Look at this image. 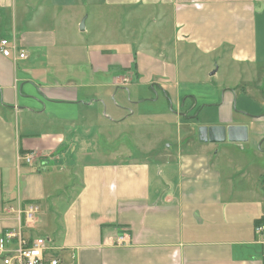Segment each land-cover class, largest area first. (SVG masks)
Here are the masks:
<instances>
[{
  "label": "crops",
  "instance_id": "crops-1",
  "mask_svg": "<svg viewBox=\"0 0 264 264\" xmlns=\"http://www.w3.org/2000/svg\"><path fill=\"white\" fill-rule=\"evenodd\" d=\"M1 40L0 235L35 203L66 262L264 264V0H0Z\"/></svg>",
  "mask_w": 264,
  "mask_h": 264
},
{
  "label": "built area",
  "instance_id": "built-area-1",
  "mask_svg": "<svg viewBox=\"0 0 264 264\" xmlns=\"http://www.w3.org/2000/svg\"><path fill=\"white\" fill-rule=\"evenodd\" d=\"M13 48L14 46H11L8 40L0 41V51L3 56L11 57ZM19 57L24 59L26 55L21 53ZM35 159L36 156L33 153L19 157V161L26 164H32ZM16 212L19 216V227L0 235V264H79L75 256L71 263L62 259L59 255L60 249L50 238L33 237L26 234L27 226L33 224L41 212L38 204H26ZM255 231L258 242L264 246V224L258 225ZM125 243V237L118 238V245Z\"/></svg>",
  "mask_w": 264,
  "mask_h": 264
},
{
  "label": "water",
  "instance_id": "water-1",
  "mask_svg": "<svg viewBox=\"0 0 264 264\" xmlns=\"http://www.w3.org/2000/svg\"><path fill=\"white\" fill-rule=\"evenodd\" d=\"M81 30H84V24L81 25ZM248 138L249 130L246 126L201 127L198 130V139L201 143H246Z\"/></svg>",
  "mask_w": 264,
  "mask_h": 264
},
{
  "label": "rangeland",
  "instance_id": "rangeland-1",
  "mask_svg": "<svg viewBox=\"0 0 264 264\" xmlns=\"http://www.w3.org/2000/svg\"><path fill=\"white\" fill-rule=\"evenodd\" d=\"M90 70V69H89ZM88 71L86 70V73H87ZM156 95V94H155ZM154 95V96H155ZM156 97V96H155ZM146 111L147 110H141V112H138V114H137V112H136V114H135V116L136 117H141V118H145V117H147V113H146ZM141 113V114H140ZM140 115H142V116H140ZM156 115H158V114H156ZM150 119L151 120H155V119H157V118H155V117H150ZM160 118H158V120H159ZM159 121H165V120H159ZM165 122H170L169 120H167V121H165ZM161 125V123H156V124H153L152 126L153 127H150V128H148L149 129V133H150V140H152V141H150L151 143H153V142H155L156 140H163V139H167V138H169V137H173V136H176L177 135V129H176V126L174 125V124H172V126L170 127V132H163V129H160L159 128V126ZM156 126H157V128H156ZM172 128H174V129H172ZM228 128V127H227ZM184 129H182V131H183ZM106 140V137H103L102 136V139H101V143H100V147L102 148V149H105V150H110V151H115V150H117V148H118V146L121 144V140H122V138L121 139H118V140H116L115 141V143H113V142H104V140ZM41 213V212H40ZM39 213V214H40ZM39 214H38V216H39ZM37 218V217H36Z\"/></svg>",
  "mask_w": 264,
  "mask_h": 264
}]
</instances>
